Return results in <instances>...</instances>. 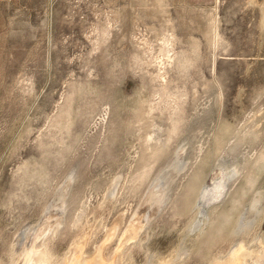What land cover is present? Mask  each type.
I'll list each match as a JSON object with an SVG mask.
<instances>
[{
    "label": "rangeland",
    "instance_id": "1",
    "mask_svg": "<svg viewBox=\"0 0 264 264\" xmlns=\"http://www.w3.org/2000/svg\"><path fill=\"white\" fill-rule=\"evenodd\" d=\"M262 151L264 0H0V264H260Z\"/></svg>",
    "mask_w": 264,
    "mask_h": 264
},
{
    "label": "bare ground",
    "instance_id": "2",
    "mask_svg": "<svg viewBox=\"0 0 264 264\" xmlns=\"http://www.w3.org/2000/svg\"><path fill=\"white\" fill-rule=\"evenodd\" d=\"M173 44L172 40L170 38H166L164 39L163 45H162V49L164 50V54L167 57V60L162 59L161 60V64L162 65H166L167 62L170 61V59L173 57V54H171V45ZM161 68H163V66H161ZM161 76H165V74H161ZM258 160L262 162V164H264V151H262L258 157ZM260 163V162H259ZM264 167V166H263ZM228 172V171H227ZM216 184V182H215ZM218 186V185H217ZM201 190V189H200ZM199 190V191H200ZM202 191V190H201ZM217 191V190H216ZM257 200V199H256ZM256 202V201H255ZM197 203V202H196ZM254 204V201H253ZM253 206V205H252ZM256 206V203L255 205ZM253 206V207H254ZM238 226V225H237ZM190 227V226H189ZM233 227V226H232ZM134 228V227H133ZM191 228V227H190ZM189 228V229H190ZM132 230V229H131ZM134 231V230H132ZM131 231V232H132ZM135 232V231H134ZM137 233V231H136ZM231 233V232H230ZM133 234V233H132ZM207 238V237H206ZM227 238V237H226ZM121 242V241H120ZM123 245V244H122ZM120 246V245H119ZM84 247V246H83ZM121 247V246H120ZM244 245L242 244L234 253L233 255L230 257V260L228 262V264H236V263H240L241 261V250L242 252ZM120 249V248H119ZM118 249V250H119ZM84 250V249H83ZM116 250V251H118ZM246 250V249H245ZM77 252L75 253L74 257H70L67 258L64 262V264H72L75 263L76 260H80V256L81 255V251H82V246H79L78 249L76 250ZM232 254V253H231ZM230 254V255H231ZM243 254V253H242ZM94 255V254H93ZM118 255V254H117ZM120 255V254H119ZM244 255H246L244 253ZM115 256V255H114ZM248 256V255H247ZM83 257V256H82ZM119 257V256H117ZM120 258V257H119ZM246 258V257H245ZM83 259V258H82ZM227 259V258H226ZM251 260V259H249ZM50 258L46 255L45 250L43 251L42 249L39 248H28L26 249L22 255H21V260L19 262V264H49L50 263ZM82 261V260H81ZM84 261V260H83ZM79 262V264H117V259L116 257H114L112 260L108 261L106 260V257L104 256L102 251H99V253H97L95 256L91 257L90 259H86L85 262ZM216 261V259H215ZM227 261V260H226ZM260 261V260H259ZM262 261V260H261ZM260 261V262H261ZM218 262V261H217ZM78 263V262H77ZM119 263V262H118ZM222 263V262H221ZM224 263V262H223ZM222 263V264H223ZM262 264H264V261L261 262ZM260 263V264H261Z\"/></svg>",
    "mask_w": 264,
    "mask_h": 264
}]
</instances>
